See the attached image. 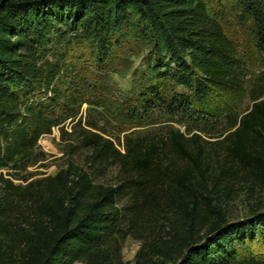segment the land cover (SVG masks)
Here are the masks:
<instances>
[{
	"label": "trees",
	"instance_id": "obj_1",
	"mask_svg": "<svg viewBox=\"0 0 264 264\" xmlns=\"http://www.w3.org/2000/svg\"><path fill=\"white\" fill-rule=\"evenodd\" d=\"M242 46L264 57V0H0V264H264V212L226 215L264 191ZM55 128L66 161L36 178Z\"/></svg>",
	"mask_w": 264,
	"mask_h": 264
},
{
	"label": "rangeland",
	"instance_id": "obj_2",
	"mask_svg": "<svg viewBox=\"0 0 264 264\" xmlns=\"http://www.w3.org/2000/svg\"><path fill=\"white\" fill-rule=\"evenodd\" d=\"M145 54L146 51L145 49H143V51H141V53H139L138 55L129 58V61L125 63L126 65L122 67V70H128V66H130L131 69L130 71H127L124 76L118 74L111 75L109 80L111 93L109 94L108 102L115 103V100L119 101L124 94H127L132 90L136 77V73L134 74V71H141L144 68L143 57ZM242 54L244 62H246L247 70L250 74V80L254 83L264 82V57H261L260 55H258V53L252 50V48L246 46H242ZM251 105L252 103L247 99L245 100L243 107L247 109L250 108ZM88 108V105L85 104L82 112L83 116H92L97 119H110L108 110H102L101 108H98L95 110H91L90 112V109ZM165 124L166 123L163 122L153 126H148L147 130L157 131L159 128L165 126ZM67 129H71L70 122L67 124ZM181 129L184 131L185 127L181 126ZM39 144L41 149L47 154V160L45 161L44 167L32 168L31 170L35 172L36 178L56 174L66 161V153L64 152L65 144L61 142L59 129L55 128L52 134L44 136L40 140ZM1 173L7 174L6 170H0V174ZM254 209H257V212H255ZM262 212H264V191L257 197H251L245 194L241 195L237 200L230 203V205L227 207L226 215L227 220L237 222L251 219L256 214ZM139 247L140 244L137 241L132 238H128L123 250L125 260L132 262Z\"/></svg>",
	"mask_w": 264,
	"mask_h": 264
}]
</instances>
